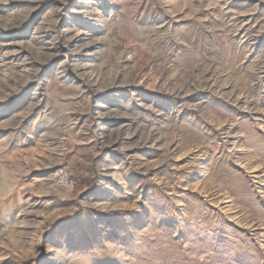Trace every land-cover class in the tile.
Masks as SVG:
<instances>
[{
  "label": "rangeland",
  "instance_id": "rangeland-1",
  "mask_svg": "<svg viewBox=\"0 0 264 264\" xmlns=\"http://www.w3.org/2000/svg\"><path fill=\"white\" fill-rule=\"evenodd\" d=\"M0 264H264V0H0Z\"/></svg>",
  "mask_w": 264,
  "mask_h": 264
},
{
  "label": "bare ground",
  "instance_id": "bare-ground-1",
  "mask_svg": "<svg viewBox=\"0 0 264 264\" xmlns=\"http://www.w3.org/2000/svg\"><path fill=\"white\" fill-rule=\"evenodd\" d=\"M230 131H231V128H230V129L228 128V131H226L225 134H226L227 136H229V135L231 134ZM234 135H235V134H234ZM234 135H232L233 138H235ZM236 136H237V135H236ZM232 137H231V138H232ZM235 142H236V141H235ZM234 145H235V143H234ZM234 145H233V148H234ZM257 179L260 181L259 177H257Z\"/></svg>",
  "mask_w": 264,
  "mask_h": 264
},
{
  "label": "built area",
  "instance_id": "built-area-1",
  "mask_svg": "<svg viewBox=\"0 0 264 264\" xmlns=\"http://www.w3.org/2000/svg\"><path fill=\"white\" fill-rule=\"evenodd\" d=\"M58 175L61 176V177L63 178L62 170H59V171H58Z\"/></svg>",
  "mask_w": 264,
  "mask_h": 264
}]
</instances>
